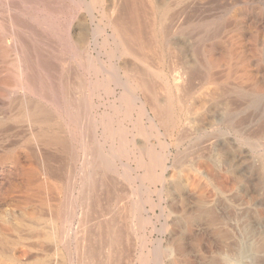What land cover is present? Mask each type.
Masks as SVG:
<instances>
[{"label": "bare ground", "instance_id": "obj_1", "mask_svg": "<svg viewBox=\"0 0 264 264\" xmlns=\"http://www.w3.org/2000/svg\"><path fill=\"white\" fill-rule=\"evenodd\" d=\"M46 3L49 12L57 13L60 9L66 12L71 19L70 27L61 25L64 33L60 34L59 20L54 23L50 29L55 40L49 39V43L33 33L36 28L32 29L36 42L50 49L47 53L32 46L24 31L5 25L0 28V61L6 66L7 76L15 81V90L26 92H22L17 119L41 127L32 134L34 143L58 148L60 136L55 129L62 120L63 124L80 129L84 155L96 159V164L90 163L87 167L88 177L98 178L95 184L107 201L113 196L111 221L104 229L110 232V235L106 233L111 240L109 254L112 250L120 257L123 250L121 201L124 200L122 190L125 191L122 189L125 141L135 147L137 158L143 162L199 164L189 170L194 175L248 174L253 178L264 174V0H46ZM71 26L84 36L71 37ZM90 36L95 37L97 48H100L98 37H105V53L97 52L96 58L89 49ZM94 67L96 73L105 76L109 92L97 101L87 93L90 87L87 76ZM78 79L79 88L76 87ZM93 103L102 109H93ZM5 154L18 158L16 151ZM219 162L227 166L215 167ZM33 171L35 191L41 193L39 208L52 211L48 197L54 193L51 181H55L56 174L51 157L38 154ZM96 185L91 188L96 189ZM94 202L97 201L90 205L94 206ZM86 212L78 217L81 231L78 226L76 239L80 232L87 231L89 214ZM75 214L71 208L63 223L72 226ZM32 219L42 221L43 217L35 214ZM49 221L52 230L46 236L51 239L56 231L53 216ZM106 234L101 235L105 238ZM81 239L85 243L81 240L83 243L76 247V252L85 255V251H90L86 246L88 239L87 242L84 237ZM55 252L59 254L58 250ZM106 263L112 264L111 260ZM31 264H47V261L38 259Z\"/></svg>", "mask_w": 264, "mask_h": 264}, {"label": "rangeland", "instance_id": "obj_2", "mask_svg": "<svg viewBox=\"0 0 264 264\" xmlns=\"http://www.w3.org/2000/svg\"><path fill=\"white\" fill-rule=\"evenodd\" d=\"M0 1V17L4 16V18H0V28L8 25L13 30L24 31L26 37L29 36L27 40L31 45L33 44L32 46L40 47V50H46L47 53L50 52V49L38 41L36 42L33 33H36L45 42H48L49 39H52L53 42L55 34L50 28L54 23H58L59 20L60 34L64 33V25L70 27L71 19L68 14L62 9L59 10L62 14L49 12L46 0H28L29 3L27 0ZM8 4L11 8L7 6ZM61 5H65L64 2ZM5 16L8 18V24ZM13 19H15L14 22ZM15 22L17 25L14 24ZM35 28L34 32L32 29ZM37 30L40 31L37 32ZM47 34L49 37L46 38ZM69 34L71 37L75 35L77 39L84 36L72 26ZM94 39V36L88 37V44L90 52L96 58V54H99L97 52L105 53L103 47L105 37H98L100 48L95 46ZM76 51H78L77 48ZM44 53L46 52L44 51ZM75 65L78 67L77 60ZM43 74H46L45 71ZM0 75V115L2 116H0V242L2 243H0V264H31L38 259H44L47 264H85L86 262V264H107L106 261L109 263L110 260L112 264H264V174L253 178L248 174L241 176L222 173L194 175L189 170L199 164L143 162L137 158L135 147L127 141L123 146L125 155L122 176L124 188L122 187V189L125 191L122 190V199L124 200L121 201V215L124 213L123 221H121V230L124 231H122L123 252L121 251L122 254L118 257L115 251L110 249L111 254H109L111 240L108 235L110 232L104 229L111 221L113 196L107 201L102 190L96 185L98 178L95 175L93 179L88 177L87 167L96 164V159L91 155L88 157L84 155L80 129L77 126L63 124L65 122L62 120L60 126L55 129L60 136L58 148H47L34 143L32 134L41 130V127L17 119L20 113L19 102L24 96L22 92H26L15 90V81L7 76L6 66L2 61H0ZM87 77L88 84H90L87 93L90 96L96 101L99 96H107L109 92L103 74L96 73L94 67L91 75ZM79 86L80 80L78 79L76 87L79 88ZM110 89L112 92L113 89ZM118 93L119 91L116 92L117 96ZM27 94L34 96L33 93ZM17 98L20 99L16 100ZM97 107L98 105L94 104L93 109H102ZM60 116L63 118L62 113ZM69 142L70 144H68ZM10 151H16L18 158L15 159L13 156L5 154ZM39 152L46 153L51 157V164L56 174L55 181H51L54 193L48 197L50 205L53 207L52 211L48 208L42 210L39 208L41 193L35 191L36 181L33 170L38 162ZM217 165L218 163L215 167L218 168L227 166L224 162H219ZM69 169H72L71 172ZM58 175H61V180L57 178ZM92 185H96V189L91 188ZM78 188L79 190H77ZM97 189L100 190L95 194L93 191H97ZM87 192V196L91 198L90 201L87 200L85 194ZM109 192L112 194L111 190ZM93 198L97 201L94 202V206L90 205L93 204ZM56 199L58 203L55 201ZM99 203L103 205L101 206ZM99 205L106 210V213L104 209L101 210ZM90 206H93L94 209ZM71 208L76 213L72 226L63 223L64 216ZM97 209L100 210V213H97ZM53 210L56 212L53 213ZM79 211L83 214L87 211L86 214L93 215L92 217L88 215L90 219L88 218L87 221V231L79 234L81 238L86 239V242L88 239L86 246L87 250L90 248V251H85V255L76 252L78 251L76 247H81L84 240L80 237L74 238L76 228L78 226V230L81 228L78 217L82 213ZM35 214H40L43 217L42 221L32 219ZM50 215L54 218V228H56L54 229V231L56 230L55 236L50 237L51 239L46 236V233L52 230V222L49 221ZM69 226L70 228H68ZM70 229L71 231H67ZM98 234L106 235L104 238ZM37 235L38 237H36ZM103 248L105 249L103 250ZM57 250L59 254L55 252ZM99 251L102 253L100 254ZM110 257L120 259V261Z\"/></svg>", "mask_w": 264, "mask_h": 264}]
</instances>
